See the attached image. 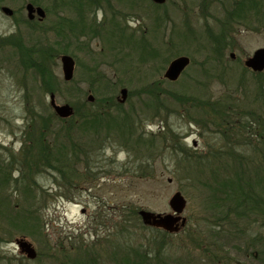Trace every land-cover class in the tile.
Masks as SVG:
<instances>
[{
    "label": "rangeland",
    "instance_id": "374dc122",
    "mask_svg": "<svg viewBox=\"0 0 264 264\" xmlns=\"http://www.w3.org/2000/svg\"><path fill=\"white\" fill-rule=\"evenodd\" d=\"M32 1L45 7L51 0H0V264H81L92 260L85 255L88 249L110 264L101 248L122 233L129 237L125 242L148 245L153 253L171 246L164 251L171 257L167 264H211L204 248L228 256L229 264H260L237 232L216 229L211 192L199 185L203 177L176 150L182 147L195 157L219 142L220 119L206 118L194 101L225 92L242 100L235 83L247 91L264 83L243 64L264 49V22L258 25L251 14L243 22L242 0H165L156 7L146 2L148 17L129 10V2L136 0H71L86 5V13L77 30L69 32L61 22L30 25L25 13L14 19L1 13ZM110 1L127 14L125 23L128 14L138 19L129 27H138L139 33H117L112 21L104 20L110 13L102 7ZM92 3L99 6L90 15ZM235 4L237 15L227 21ZM224 44L227 85L207 80L194 66L203 61L205 48ZM62 56L74 62L70 82L61 73ZM177 57L194 65L169 83L163 75ZM122 89L127 91L124 102ZM50 95L57 106L68 105L78 116L106 110L115 127L87 128L78 118H58ZM253 109L263 111L259 104ZM55 161L63 168L56 170ZM176 192L187 203L181 215L185 225L178 223L176 232L145 228L136 219L140 211L170 214L167 203ZM35 218L39 230L32 226ZM21 239L31 244L36 259L19 253L15 241Z\"/></svg>",
    "mask_w": 264,
    "mask_h": 264
},
{
    "label": "trees",
    "instance_id": "16d2710c",
    "mask_svg": "<svg viewBox=\"0 0 264 264\" xmlns=\"http://www.w3.org/2000/svg\"><path fill=\"white\" fill-rule=\"evenodd\" d=\"M242 1L241 5L246 9V14L241 17L242 21H249L248 16L251 14V18L258 19L257 24L261 26L264 22V0ZM235 7L236 4L233 10L229 12L227 21L231 22V17L234 18L237 15L234 12ZM230 35L232 37L231 33ZM225 45H211L207 50L205 48L203 61L195 65L193 64L194 61H191L190 66L193 64L195 69L207 80L213 77L218 83L227 85L230 79L226 75L227 66H229L226 64L229 61L225 57L227 50ZM194 73L196 74L195 70ZM252 75L257 79L258 77L264 78V71L261 73L252 72ZM196 79L192 77L191 82L195 83L197 87L199 81ZM239 84L238 82L235 83L234 92L240 95L242 100L234 99L233 92H225L221 97L213 100L212 95L207 94L203 100L194 101L196 108L201 109V113L206 118L213 115L220 119L215 133L219 142L214 146L219 149L208 146L205 154L195 157L187 155L182 147L178 148V145L176 151H179L184 156L183 159L186 160V163L194 171H197L199 176L203 177V180L197 181L199 185L211 192L210 202H212L214 212L218 217H216V221L219 222V227L216 229L220 231L222 230L220 227H226L237 232L239 238L246 242V247L254 251L255 254L253 255L259 260L258 262L264 264V83L258 82L257 89L250 91ZM257 104L262 106L263 111L253 109ZM103 109H105L104 106ZM89 111L85 110L79 116L74 112L72 113L74 115L69 118H78L79 124H88L87 128L102 127L103 123H106V126L111 124L115 127L114 120H111L106 110H103L105 113H100L98 116L94 115L97 113H90L91 111ZM124 121H122L123 126H125ZM175 149L176 147L173 148L174 152ZM55 163L59 164L56 170L63 168L59 162L55 161ZM137 215L136 219L140 220ZM138 220L136 221L138 222ZM34 221L36 225L32 226L39 230L37 218ZM128 238L122 233V237L118 241H123V243L116 240H106L107 244L101 248V253L106 257L107 263L167 264L171 260V257L164 256L166 254L165 249L169 251L171 247L168 244L165 245L163 251L160 247L156 248L153 253L148 245L139 246L129 243L130 241L125 242ZM204 249L208 254V260H211V264L230 263L228 256H216L213 253H208L210 250ZM97 253L98 251L88 249L85 255L91 257L92 260L84 261L81 264L105 263L99 259ZM223 259H225L224 262Z\"/></svg>",
    "mask_w": 264,
    "mask_h": 264
},
{
    "label": "water",
    "instance_id": "95a60500",
    "mask_svg": "<svg viewBox=\"0 0 264 264\" xmlns=\"http://www.w3.org/2000/svg\"><path fill=\"white\" fill-rule=\"evenodd\" d=\"M156 3L164 2L165 0H152ZM27 10L30 16V12L32 10V6L28 5ZM1 13L4 15H10L12 11L8 8H2ZM251 57L245 60L243 63L247 69L251 70L255 73H260L264 70V49H258L254 52ZM231 59H234V55H229ZM61 69L63 74V79L65 82H69L72 80L74 71V62L69 56H62L60 58ZM190 60L187 57H178L170 62L167 69L164 72L163 78L169 82H175L179 79L183 71L189 66ZM121 101L127 97V91L125 89L120 90ZM50 106L53 109L55 115H57L61 119L68 118L72 115L73 111L68 105L57 106L55 104V99L53 95L49 96ZM93 97L89 96L87 101L93 102ZM185 198L179 193L176 192L168 201L169 210H171L170 214L161 215V214H153L144 211H140L138 216L141 219L143 226L150 227H158L166 230L167 232H176L178 227L176 226L180 223V227H183L185 224V219L181 217L182 213L186 207ZM15 244L19 248V253L25 255L28 260L36 259V252L32 248L31 244L25 242V240L21 239L15 241Z\"/></svg>",
    "mask_w": 264,
    "mask_h": 264
},
{
    "label": "flooded vegetation",
    "instance_id": "af4514ba",
    "mask_svg": "<svg viewBox=\"0 0 264 264\" xmlns=\"http://www.w3.org/2000/svg\"><path fill=\"white\" fill-rule=\"evenodd\" d=\"M28 2L26 5H24V7H21L18 11H12V13L10 15H5L6 18L8 19H14V16L17 15V17L22 16L23 13H25L26 16V20L25 22H27L30 25H42L43 23H45V21L47 23H59L61 22L63 25V30H67V32H69V30H77V28L80 26V22L83 21L84 19V14L86 13L85 11V7L81 4L77 5L76 2H71V0H64V1H58V0H51V1H47V4L45 7L44 5H42L43 2ZM111 4L110 6L108 4H105L106 6L102 7L105 12L110 13V16H108V18H104V20H111L113 27L115 28L117 33L120 32H124L126 35H128L129 37L132 36V33H139L141 29H138V27L136 28V30L132 31L130 24H132V22H137L138 23V19L136 17H132V15L128 14L129 17H127L129 20L127 23L124 22V19L127 14L121 13L117 8H115L112 5V1H110ZM146 2H150L153 7L156 6H161V4H164V2H160L156 3L152 0H136V1H131L130 6H128L129 10L132 11L133 13H142V15H145L148 17V14H146L145 9L147 7H149L148 5H146ZM44 4V3H43ZM31 5L32 6V10L30 12V16L27 10V6ZM95 6H99L98 4L92 3V5L89 7V13L90 15L92 14V10L93 8H95ZM73 9V11H72ZM22 11V12H21ZM72 11V13L75 15H77V19L75 20H71V17L69 16V13ZM140 11V12H139ZM90 17L88 16L87 19H89ZM160 19V20H159ZM159 23L161 25V23H164V19L159 18ZM89 21H92V19H89ZM54 24V25H55ZM76 26V28H75ZM94 29H96V27H94ZM62 30V31H63ZM124 34V35H125Z\"/></svg>",
    "mask_w": 264,
    "mask_h": 264
}]
</instances>
